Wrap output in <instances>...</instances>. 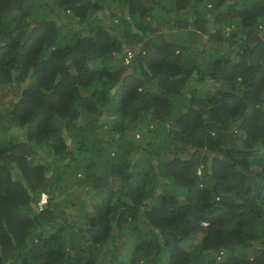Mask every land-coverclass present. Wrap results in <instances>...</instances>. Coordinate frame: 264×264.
Masks as SVG:
<instances>
[{
	"label": "trees",
	"instance_id": "obj_1",
	"mask_svg": "<svg viewBox=\"0 0 264 264\" xmlns=\"http://www.w3.org/2000/svg\"><path fill=\"white\" fill-rule=\"evenodd\" d=\"M0 264H264V0H0Z\"/></svg>",
	"mask_w": 264,
	"mask_h": 264
},
{
	"label": "built area",
	"instance_id": "obj_2",
	"mask_svg": "<svg viewBox=\"0 0 264 264\" xmlns=\"http://www.w3.org/2000/svg\"><path fill=\"white\" fill-rule=\"evenodd\" d=\"M47 199V194L46 193H42L41 197L39 199V205H42Z\"/></svg>",
	"mask_w": 264,
	"mask_h": 264
}]
</instances>
